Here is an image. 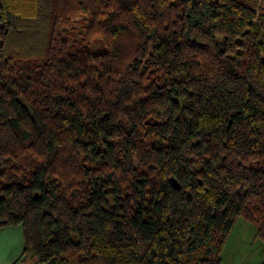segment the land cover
Wrapping results in <instances>:
<instances>
[{"label":"trees","instance_id":"trees-1","mask_svg":"<svg viewBox=\"0 0 264 264\" xmlns=\"http://www.w3.org/2000/svg\"><path fill=\"white\" fill-rule=\"evenodd\" d=\"M260 1L0 0V226L22 227L20 263L220 264L240 217L264 242ZM81 15L108 51L69 44Z\"/></svg>","mask_w":264,"mask_h":264},{"label":"rangeland","instance_id":"rangeland-1","mask_svg":"<svg viewBox=\"0 0 264 264\" xmlns=\"http://www.w3.org/2000/svg\"><path fill=\"white\" fill-rule=\"evenodd\" d=\"M259 9H264V1L257 3ZM259 10V11H260ZM89 20L86 15L76 17L72 23V29L75 31V37L69 38L70 42L76 48H83L89 43L88 48L92 52L106 50L110 47L111 39L99 32L86 34L89 26ZM264 260V242L256 235L254 224L246 221L242 217L238 218L221 250L220 264H262Z\"/></svg>","mask_w":264,"mask_h":264},{"label":"crops","instance_id":"crops-1","mask_svg":"<svg viewBox=\"0 0 264 264\" xmlns=\"http://www.w3.org/2000/svg\"><path fill=\"white\" fill-rule=\"evenodd\" d=\"M23 246V233L20 225L0 226V264H40L35 261L19 262Z\"/></svg>","mask_w":264,"mask_h":264},{"label":"water","instance_id":"water-1","mask_svg":"<svg viewBox=\"0 0 264 264\" xmlns=\"http://www.w3.org/2000/svg\"><path fill=\"white\" fill-rule=\"evenodd\" d=\"M177 188V187H176ZM45 264H57L54 258H51L49 261H47Z\"/></svg>","mask_w":264,"mask_h":264}]
</instances>
